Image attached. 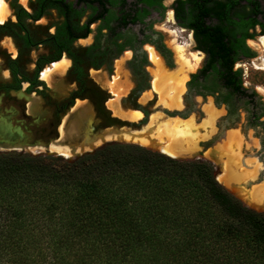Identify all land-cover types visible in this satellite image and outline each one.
<instances>
[{
    "label": "trees",
    "instance_id": "trees-1",
    "mask_svg": "<svg viewBox=\"0 0 264 264\" xmlns=\"http://www.w3.org/2000/svg\"><path fill=\"white\" fill-rule=\"evenodd\" d=\"M48 6L63 15L67 8L64 0H38L33 15L16 8L21 53L38 44L24 18L36 19ZM10 28L0 31L15 35ZM193 29L208 54L202 73L243 94L235 49L248 57L254 51L235 37L225 41L224 29L204 22ZM79 30L68 17L56 27L42 42L54 54L37 58L32 78L8 59L14 85L18 74L35 85L37 72L68 51ZM81 73L78 66L76 77ZM0 264H264V212L220 183L209 161L136 143L106 141L74 158L0 151Z\"/></svg>",
    "mask_w": 264,
    "mask_h": 264
},
{
    "label": "flooded vegetation",
    "instance_id": "flooded-vegetation-1",
    "mask_svg": "<svg viewBox=\"0 0 264 264\" xmlns=\"http://www.w3.org/2000/svg\"><path fill=\"white\" fill-rule=\"evenodd\" d=\"M28 2L30 4L29 7L27 3V6H24L22 3L20 5L17 0H10L9 3L13 8L15 22L7 23L6 20V22L0 24V26L6 24L11 26L10 30H13L15 35L4 33V31H0V34L11 36L18 49L17 54L15 49L13 58L8 57L5 59L10 82L2 85L4 89L17 90L26 82V87L30 90L38 82L45 81L39 78L45 64L50 65L52 62L58 61L65 56L64 58L69 60L66 69L76 83L77 89L70 94L69 98L55 106V112H61L73 106L75 98L89 92L88 70L105 68L111 74L113 62L123 54L130 52L131 56L125 64L134 81V87L130 96H139L144 90H150L151 88V78L146 69L150 64L146 50L147 45L153 48L166 68L170 69L174 67L173 50L164 41L163 33L154 28V24L157 21H164L165 23L168 22L170 25L179 27L181 31H188L190 38L194 42V50L198 51L202 56L200 62L198 61L199 64L197 63L198 66L196 64L195 70L193 69L194 71L191 70L192 72L189 71V74L187 73L188 80H185L186 82L184 83L185 92L183 96L181 95V108L169 109L170 111L165 108L163 112L169 117L179 115L181 119H187L189 116L187 114L199 103V100H202V102L207 100L217 111H224L223 114L217 115L215 118L214 132L210 138L208 137L209 140L216 137L220 139L221 136H225L227 129L237 126L236 121L241 120L243 122V125L240 126L241 128L249 127L255 131L260 129L257 136H259L260 150L264 151L263 98L253 88L246 87L243 84V80L242 89H244V93L242 94L237 91H231V89L226 87H218L213 83L214 81L211 77L205 76L202 73V68L208 54L199 47L194 37L193 29V25L199 24V22H204L205 25H209L211 28L224 29L226 31L225 41L235 37L234 39L236 40H233L235 43L238 41L239 43L243 42L254 51L255 55L248 57L241 53L239 48L235 49L238 54L236 55L237 61L234 63V68L241 69L242 71L238 63L255 58L259 52L261 56L263 47L260 45V39L264 38V0H154L153 3L137 0H64V3L67 5V8H64L66 10L64 15L56 7L48 6L38 18H24L29 36L38 42L32 48L40 45L46 46L49 54L44 57L49 59L54 54V48L42 42L55 34L56 27L67 17L70 22L81 27V30L75 32L77 37L69 44L68 51L63 50L58 59L45 63L44 67L42 66L37 72L35 85L31 87H28L30 83L24 81L19 74L17 75L19 84L17 86L14 85L15 81L7 62L8 59L16 60L19 71L25 73L20 65V59L24 53L32 48L22 50L23 53L20 52L21 40L17 37L16 33L23 35L24 31L17 25L16 8H22L28 14L33 15L38 9V0H28ZM47 4L49 3L46 2L45 5ZM198 5L207 9L208 12H201L199 9H196ZM11 7L9 8L11 9ZM49 10H55L61 17V20L53 26V32L48 33L44 38H35L28 23L39 21ZM73 10H78L80 14H73ZM139 13L143 14L141 18L137 16ZM77 41L84 42L81 48L76 47L75 43ZM13 47L15 48L14 44ZM41 56H38V58ZM78 66L82 69L79 78L76 77V68ZM193 74H196L195 78L192 77ZM113 76L110 75L109 82H111ZM191 97L194 98L193 103L190 102ZM138 108L143 112V106L142 108L138 106ZM143 114L144 117L142 119L147 120L149 114L145 110ZM242 132L244 133V131ZM209 140L207 144L214 143H210Z\"/></svg>",
    "mask_w": 264,
    "mask_h": 264
},
{
    "label": "rangeland",
    "instance_id": "rangeland-1",
    "mask_svg": "<svg viewBox=\"0 0 264 264\" xmlns=\"http://www.w3.org/2000/svg\"><path fill=\"white\" fill-rule=\"evenodd\" d=\"M4 1L9 5L8 8L11 7L9 3L10 0ZM17 2L20 5L21 3L24 6L28 5V7L30 5L28 0H26V2L25 0H17ZM12 12L13 8L11 7V9L9 8V15L6 19L7 23L15 22L14 12ZM60 20L61 17L55 10H49L39 21L29 22L28 26L35 38H44L48 33L53 32V26L60 22ZM154 28L163 33L164 41L173 50L174 67L169 69L164 66L165 64L163 65L166 71L168 70V74L178 75L177 73L180 70L179 59L174 51L175 46L178 44L183 45L185 56L189 57L188 59L192 58V53L197 52L200 62L202 54L200 55L198 51L194 50V42L190 38V33L188 31H181L179 27L170 25L168 22L165 23L164 21H157L154 24ZM171 30H176V32L173 33ZM82 44H84L83 41H77L75 43L78 48H81ZM15 49L17 54L18 49L13 38L8 35L0 34V151H21L23 148H28L34 151L43 150V152H46V147L49 146L51 150H55L56 152H58L56 147H61L62 150L67 152L70 156L71 154H78L88 150L93 146H99L104 141L106 142V140L110 141L112 139H123L129 142H136L158 150L157 145L143 143L133 137H129V134L141 130L147 123L150 114L156 112L162 113L161 120L165 119L164 116L166 115V113L163 112L166 107L157 103V95L151 90L146 89L141 95L136 97L130 96L134 87V81L125 65L126 61L131 56L130 52L123 54L113 62L111 74H109L105 68L88 70L89 92L75 98L74 104L70 108L64 109L61 112H55V106L69 98L70 94L77 89L76 83L68 74L67 69H63L53 70L46 81L38 82L36 86L32 87L30 90L27 89L26 82L17 90L4 89L2 85L10 82L5 59L8 57L13 58L12 56L15 55ZM48 54L49 51L47 47L40 45L36 48H32L21 56L20 65L27 76L32 77L35 60L38 56H47ZM258 56L251 60L240 62L238 65L242 68L243 84L246 87L256 90L264 100V68L254 67V63L262 56V52L261 56L260 52ZM44 66L46 67L49 65L45 64ZM146 69L152 79L155 66L150 62ZM110 75L117 76L115 80L116 83L114 84L115 94L109 89ZM187 80L188 78L186 81ZM184 92L185 88L181 94L182 96ZM143 96L147 98L145 102L142 100ZM191 98L190 102L193 103L194 98ZM109 100H112L114 103L116 100V103L119 105V110L122 112L136 109L138 106L142 108L143 106V112L145 110L149 114L147 120L142 119L144 114L139 108L136 110H139L142 116L137 121L115 115L109 108V103L111 102ZM198 102L199 103L190 110L189 114H187L189 115L188 118H193V122L197 127L206 118L205 107L211 105L207 100L204 102L199 100ZM200 102L202 103L200 104ZM181 106L178 109H180ZM167 109L171 110V108ZM220 112L215 109L213 126L217 115L220 116L224 111L222 110V112ZM174 116L179 117V115ZM60 124L64 131L63 135L59 133ZM236 124L237 126L228 128L227 131H236L240 136L241 155H243L245 159H255V163L261 165L257 177L254 180L248 181V183L242 184L244 188L249 189L251 186H256L262 182L264 183V151L262 152V150H260L259 136H257L260 129L255 131L249 127L241 128L240 126L243 125L241 120L236 121ZM227 131L225 136H221V138L216 140L213 144H207L211 135L205 140H198L196 142L198 150L193 153L194 155H199L198 157L200 158L196 159L209 161L215 168L216 176L222 173V168L221 163L215 159L212 153L218 154L215 148L225 139ZM242 131H244V133ZM193 154L179 157L189 158L193 156ZM228 189L243 200V203L256 208L255 205L242 198L235 188ZM260 208L264 209L262 207Z\"/></svg>",
    "mask_w": 264,
    "mask_h": 264
},
{
    "label": "bare ground",
    "instance_id": "bare-ground-1",
    "mask_svg": "<svg viewBox=\"0 0 264 264\" xmlns=\"http://www.w3.org/2000/svg\"><path fill=\"white\" fill-rule=\"evenodd\" d=\"M8 15L9 8L7 3L4 0H0V21H2L0 24L5 22ZM171 31L173 33L176 32V30ZM260 45L263 47L262 56L256 60L257 62L254 63V67L263 69L264 38L260 39ZM146 50L149 61L155 66L154 76L150 82V90L157 95V103L166 108L178 109L181 106V94L184 90L187 73L193 70L198 63V54L194 52L192 53V58L188 59L189 57L185 56L183 45H176L174 51L179 59L180 70L177 73L178 75H173L167 73L168 70L166 71L160 57L151 46L147 45ZM68 64L69 60L62 57L60 60L54 61L49 66L44 67L41 70L39 78L46 81L53 70L66 69ZM116 79L117 76L114 75L111 82H109V89L113 94H115L114 84L116 83ZM112 100H109L111 101L109 108L115 115L132 121H137L141 118L142 113L139 110L132 109L122 112L119 110L116 100L115 103ZM142 100L145 102L147 100L146 96H143ZM205 108L206 118L198 127L195 126L192 117L181 119L176 116L169 117L165 115V119L161 120L162 113L156 112L149 115L147 123L140 131L129 134V137H133L143 143L157 145L158 151L169 156L191 155L198 150L196 142L207 139L214 129L215 108L212 105H207ZM59 133L60 135L64 134L61 124L59 126ZM240 140V136L236 131H227L225 139L215 148L218 154L211 152L215 159L221 163L222 168V173L217 175L216 178L227 188H235L245 200H248L255 206L264 208V183L251 186L249 189L242 186V184L248 183V181L254 180L257 177L261 165L256 164L255 159H245L241 155ZM56 149L59 153L69 156L61 147H56Z\"/></svg>",
    "mask_w": 264,
    "mask_h": 264
},
{
    "label": "water",
    "instance_id": "water-1",
    "mask_svg": "<svg viewBox=\"0 0 264 264\" xmlns=\"http://www.w3.org/2000/svg\"><path fill=\"white\" fill-rule=\"evenodd\" d=\"M218 137H216V138H214V139H212V140H209V142L210 143H212V142H214V140L215 139H217ZM219 139V138H218ZM112 140H115V141H120V142H129V141H126V140H118V139H112ZM107 141V140H106ZM111 141V140H110ZM105 142V141H104ZM103 142V143H104ZM131 143H136V142H131ZM136 144H139V143H136ZM140 145H142V144H140ZM144 146V145H143ZM95 147H97V146H93V147H91V148H89L88 150H85V151H91V150H93ZM147 147V146H146ZM151 149H153V150H157V149H155V148H151ZM21 151H23V152H28V153H33V154H40V153H42V154H51V155H62V156H64L65 158H74V157H76L77 155H80L81 153H83V152H85V151H83V152H81V153H78V154H71L70 156H65V155H63V154H59L58 152H56V151H54V150H51L50 148H49V146L48 147H46V152H43V150H37V151H34V150H31V149H28V148H23ZM158 151V150H157ZM160 152V151H159ZM199 155L197 154V155H193V156H191V157H189V159H196V158H200V157H198ZM173 157H179V156H173ZM185 158V157H184ZM218 169V168H217ZM231 191V190H230ZM235 196H236V194L233 192V191H231ZM236 197H238V196H236ZM239 198V197H238ZM240 199V198H239ZM241 200V199H240ZM242 202H243V200H241ZM245 204V203H244ZM245 205H247V204H245ZM248 207H251V206H249V205H247ZM256 208H254V207H251V208H253V209H255V210H257V211H261V212H264V209H261L260 207H257V206H255Z\"/></svg>",
    "mask_w": 264,
    "mask_h": 264
},
{
    "label": "snow or ice",
    "instance_id": "snow-or-ice-1",
    "mask_svg": "<svg viewBox=\"0 0 264 264\" xmlns=\"http://www.w3.org/2000/svg\"><path fill=\"white\" fill-rule=\"evenodd\" d=\"M0 22H2V21H0Z\"/></svg>",
    "mask_w": 264,
    "mask_h": 264
}]
</instances>
